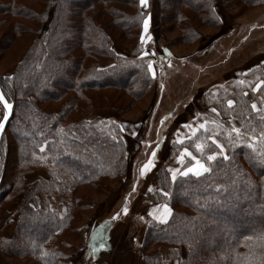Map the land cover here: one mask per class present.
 Masks as SVG:
<instances>
[{"label": "trees", "instance_id": "trees-1", "mask_svg": "<svg viewBox=\"0 0 264 264\" xmlns=\"http://www.w3.org/2000/svg\"><path fill=\"white\" fill-rule=\"evenodd\" d=\"M24 1L36 2L40 11L20 0H0V27L7 26L9 43L25 35L19 20L33 25L24 53L0 76V90L13 105L0 140V192L6 191L0 200V232L8 224L13 229L0 235V257L64 264L63 250L71 249L67 235L79 229L73 226L77 213L92 205L85 189L110 190L109 184L129 179L121 123L88 122L87 116L104 106L122 115L159 82L148 72L147 56L140 55L145 9L139 0ZM155 1L158 28L173 22L180 41L192 44L202 39L196 26L222 25L218 5L227 13L238 10V15L264 6V0ZM256 68L261 69L254 85L234 82L231 92L217 96V104L203 103L223 116L207 115L206 128L184 133L179 144L174 137L184 125L169 129L167 147L161 141L151 169L152 191L143 206L167 204L171 214L164 222L142 214L134 217L138 221L132 218L131 228H145L144 264H264V62ZM214 87L210 83L207 89ZM184 117L181 113L174 120ZM213 139L228 159L217 155L207 160L220 152ZM183 148L209 171L200 177L180 175L193 163L185 156L173 180L169 169ZM40 171L46 176L36 174ZM35 174L37 178L27 179Z\"/></svg>", "mask_w": 264, "mask_h": 264}, {"label": "rangeland", "instance_id": "rangeland-1", "mask_svg": "<svg viewBox=\"0 0 264 264\" xmlns=\"http://www.w3.org/2000/svg\"><path fill=\"white\" fill-rule=\"evenodd\" d=\"M20 2L28 9L35 11L41 9L36 2L24 0H20ZM142 8L145 9V17L150 18L148 35L152 37V40L143 43L144 51L147 53L146 62L153 61L155 76H158L159 83L155 88L151 87L145 97L122 115L104 106L95 108L87 116L88 122L111 120L121 123L124 132L123 139L128 148L129 179L122 184H109L110 190L99 192L85 189L84 192H87L86 195L92 205L89 209L77 213L78 220L73 223V226H78L79 229L76 235L69 233L67 238L65 237L71 245V249L63 250L65 254L62 257L63 261H66V256L71 251H73L72 254L77 252L76 246L84 240L87 227L94 218L99 220L98 216H103L112 209L110 212L113 215L119 216L121 211V216H127L130 220V218L147 211L148 206H155L153 204L143 206V198L149 191V187H153L154 175L151 170L141 176L140 167L148 160L156 145L158 143L160 145L164 138L167 147L172 142L171 138L170 140L167 138L169 129L173 130L177 126L187 124L190 117L195 116L196 118L189 121L191 128H195L196 131L204 129L199 128V125H206L208 116L217 118L220 114L213 113L211 111L213 107L206 108L203 103L208 106L215 100V104H217V96L222 95V92H231L230 86L234 85V82L239 85L246 83L254 85L261 69L256 67L264 62V6L249 8L238 15V10L227 13L218 5L216 12L222 25L216 27L196 26L202 39L200 43L195 44L181 42L180 31L173 27V22H164L162 29L158 28L159 8L155 0H148V6ZM194 19L196 18L194 17ZM19 21L25 35L15 42L9 43L8 40L11 38L6 35L7 26L0 27V76L15 65L31 39L29 30L33 28L32 23L24 20ZM194 24H196L195 21ZM115 50L120 51L117 46H115ZM255 68L257 70H254ZM210 83L215 84V87L208 91L207 87ZM204 100L209 102L205 103ZM181 113L185 115L183 120H174ZM2 117L3 111L0 106V118ZM162 121L163 123H161ZM184 133L191 134L192 131L185 127L174 138L182 139ZM225 152L224 150V154ZM157 158L158 156H156L154 164ZM182 165L183 163L177 161L171 167L177 169L179 173ZM5 173L6 175L10 174L9 170H6ZM36 174L40 177L46 176L44 171ZM36 174L27 179H35ZM4 181L6 187V178ZM144 182L147 186L142 188ZM5 194V190L0 192V200L5 197ZM127 201L131 202L133 213L131 214L129 210L125 215L122 209L126 207ZM14 207L15 205L9 210L13 212ZM116 210L118 213L114 214ZM111 218L110 221H112ZM134 220L138 221L137 218ZM11 226L10 224L4 226L0 235H10L13 229ZM0 263L32 264L2 257H0Z\"/></svg>", "mask_w": 264, "mask_h": 264}, {"label": "crops", "instance_id": "crops-1", "mask_svg": "<svg viewBox=\"0 0 264 264\" xmlns=\"http://www.w3.org/2000/svg\"><path fill=\"white\" fill-rule=\"evenodd\" d=\"M146 182L143 183L142 188L147 186ZM161 206H148V210L144 211L142 215H148L162 222L155 218V216L163 215ZM128 209L132 214L133 207L129 206ZM110 211H107L103 216H98L99 220L94 218L87 227L84 240L76 246L77 252L72 255L69 261H64V264L67 262L68 264H144L141 242L145 228H131L132 218L129 220L124 215L122 219L118 216L115 221H110V217L113 215ZM150 212L154 215H149ZM116 213L118 210L114 214Z\"/></svg>", "mask_w": 264, "mask_h": 264}, {"label": "snow or ice", "instance_id": "snow-or-ice-1", "mask_svg": "<svg viewBox=\"0 0 264 264\" xmlns=\"http://www.w3.org/2000/svg\"><path fill=\"white\" fill-rule=\"evenodd\" d=\"M139 4L142 7H147L148 6V0H139ZM149 19L150 18L147 17V16L143 19V30H142L140 38H139L141 43H146L147 41L152 40V37L150 35H148V32H149ZM140 55L143 57V56H146L147 53L145 51L141 50ZM149 65H150V67H149ZM147 69H148L149 73H151L153 76H155L154 64H153L152 60L148 61ZM241 83H243V81H241ZM260 86L261 85L258 84L256 86V88L252 89V91L256 92ZM161 87H162V85H161ZM227 104L229 106L233 105V100L232 99L227 100ZM0 105H2V107L4 109L3 118H0V129H3L4 125H5V121L8 119V117H9V115L11 113V110L13 108V105L8 101V99L6 98V96H5V94L3 92H0ZM256 107H257V105L255 103H253L252 108L256 109ZM211 111L213 113H216L217 109L214 107V108L211 109ZM161 123H163V121ZM184 127L190 128L192 133L195 134V132H196L195 128H191V126L188 125V124H185ZM199 128H205V124H200ZM121 130H123V127H122ZM232 131L237 133V134H239L240 129L239 128H233ZM132 134L135 135V133H132ZM113 139H116V138L113 137ZM209 139H212V138L209 137ZM181 142L182 141L179 138L176 140V143H178V144L181 143ZM212 142L216 145L217 148L220 149V152L219 153L212 152L210 155L207 156V160L209 162H211V161L216 159L217 155H220V156L224 157V159H228V157L224 156V148H223V146L220 143H218L216 140H214V139L212 140ZM159 148H160V145L158 143L156 145V148L153 149V151H152L151 155L149 156L148 160L140 167V175L141 176H144L147 172L151 171V169L154 167V161L156 159L157 151L159 150ZM196 148H197L198 151L202 150L201 144L197 143L196 144ZM185 156L191 157L193 163H192L191 166L186 167L182 173H179L180 175H185L186 176L189 173H191V174H193L196 177H200L202 175V173H207L209 171V168L206 167L205 164L202 163L197 157L193 156L192 153L188 150V148H183V150L181 151L180 155L176 159H177L178 162L183 163V158ZM261 162L264 163V156L261 157ZM169 171L171 173V178L173 180H175L176 177H177V174H178L177 169L172 168V169H169ZM149 191H152L151 186L149 187ZM161 207L163 208V215L155 216V218L158 219V220L163 221V220H166L168 215H170L171 213H170V209H169L167 204L162 205ZM122 211L126 215L129 212V209H128V207H124L122 209ZM149 215H154V214L152 212H150ZM117 218H118L117 215H113L111 219L113 221H115Z\"/></svg>", "mask_w": 264, "mask_h": 264}, {"label": "water", "instance_id": "water-1", "mask_svg": "<svg viewBox=\"0 0 264 264\" xmlns=\"http://www.w3.org/2000/svg\"><path fill=\"white\" fill-rule=\"evenodd\" d=\"M0 92H1V90H0ZM11 104H12V103H11ZM0 106H1V108H2V111L4 112V109H3L2 105H0ZM12 109H13V108H12ZM11 117H12V110H11V113H10L8 119L5 121L4 128H3V129H0V140H1V137H2L4 131H5V129H6L7 125H8V123H9ZM2 118H3V117H2Z\"/></svg>", "mask_w": 264, "mask_h": 264}]
</instances>
